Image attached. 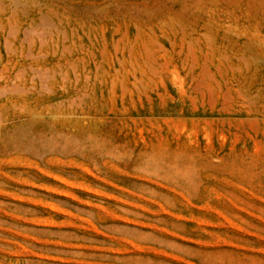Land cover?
<instances>
[{"label": "rangeland", "instance_id": "obj_1", "mask_svg": "<svg viewBox=\"0 0 264 264\" xmlns=\"http://www.w3.org/2000/svg\"><path fill=\"white\" fill-rule=\"evenodd\" d=\"M0 74V264H264V0H0Z\"/></svg>", "mask_w": 264, "mask_h": 264}, {"label": "bare ground", "instance_id": "obj_2", "mask_svg": "<svg viewBox=\"0 0 264 264\" xmlns=\"http://www.w3.org/2000/svg\"><path fill=\"white\" fill-rule=\"evenodd\" d=\"M3 77H4V76L0 74V87H2V86H1V80H4ZM5 78H6V77H5ZM5 80H6V79H5ZM3 82H5V81H3ZM4 84H5V83H4ZM2 85H3V83H2ZM3 86H4V87H3L2 89H0V90H2V92H3V90H5V86H6V85H3ZM0 93H1V92H0Z\"/></svg>", "mask_w": 264, "mask_h": 264}]
</instances>
